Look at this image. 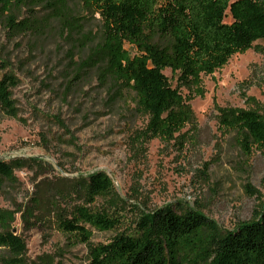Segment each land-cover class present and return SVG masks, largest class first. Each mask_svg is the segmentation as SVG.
Masks as SVG:
<instances>
[{
    "label": "rangeland",
    "instance_id": "rangeland-1",
    "mask_svg": "<svg viewBox=\"0 0 264 264\" xmlns=\"http://www.w3.org/2000/svg\"><path fill=\"white\" fill-rule=\"evenodd\" d=\"M14 14L23 29L10 30L0 15V72L16 81V116L0 109V160L13 169L0 188V232L24 241L23 264H86L89 246L60 232L42 205L59 204L72 183L98 171L111 178L110 204L129 221L165 205L199 211L223 232L255 218L264 202V150L247 152L221 132L216 107L245 108L244 94L264 108V40L255 42L263 52H238L202 77L203 96L190 101L197 132L179 150L143 134L147 114L132 91L81 68L101 37L98 13L81 0H25ZM164 73L175 86L177 73ZM91 231L94 244L115 234ZM9 256L0 248V264Z\"/></svg>",
    "mask_w": 264,
    "mask_h": 264
},
{
    "label": "trees",
    "instance_id": "trees-1",
    "mask_svg": "<svg viewBox=\"0 0 264 264\" xmlns=\"http://www.w3.org/2000/svg\"><path fill=\"white\" fill-rule=\"evenodd\" d=\"M81 1L103 22L100 40L81 68L95 67L102 82L132 91L147 114L143 134L179 150L197 132L190 101L203 96L202 77L238 52H263L255 42L264 40V0ZM23 4L25 0H0V15L12 31L24 28L17 26L14 14ZM125 44L136 53L131 56ZM166 68L177 73L175 86ZM15 83L12 74L0 72V109L12 117ZM243 97L245 108L216 107L218 127L232 133L247 152L264 150V108L253 97ZM12 179L11 165L0 160V188ZM71 188L74 192L61 195L59 204L44 200L42 211L73 242L89 246L86 264H264V202L254 219L223 232L199 211L172 205L140 211L129 221L119 205L110 204L113 182L103 172L91 173ZM91 229L115 234L94 244ZM0 248L12 255L1 264H23L25 243L13 232H0Z\"/></svg>",
    "mask_w": 264,
    "mask_h": 264
}]
</instances>
